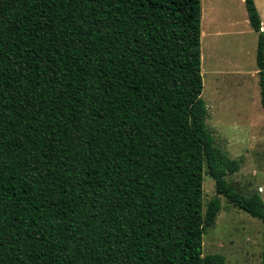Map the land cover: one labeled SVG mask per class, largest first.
Instances as JSON below:
<instances>
[{
	"label": "trees",
	"instance_id": "16d2710c",
	"mask_svg": "<svg viewBox=\"0 0 264 264\" xmlns=\"http://www.w3.org/2000/svg\"><path fill=\"white\" fill-rule=\"evenodd\" d=\"M201 15V0H0V264H225L202 254L220 197L264 240L262 198L227 181L239 163L206 128Z\"/></svg>",
	"mask_w": 264,
	"mask_h": 264
},
{
	"label": "rangeland",
	"instance_id": "374dc122",
	"mask_svg": "<svg viewBox=\"0 0 264 264\" xmlns=\"http://www.w3.org/2000/svg\"><path fill=\"white\" fill-rule=\"evenodd\" d=\"M264 22V0H254ZM202 99L206 128L214 146L239 170L227 181L241 194L264 202V110L260 104L255 50L257 35L249 26L242 0H201ZM203 205L216 195L203 175ZM202 254L221 255L225 264H262L263 227L259 220L220 197L214 225L202 238Z\"/></svg>",
	"mask_w": 264,
	"mask_h": 264
},
{
	"label": "crops",
	"instance_id": "0c3cea01",
	"mask_svg": "<svg viewBox=\"0 0 264 264\" xmlns=\"http://www.w3.org/2000/svg\"><path fill=\"white\" fill-rule=\"evenodd\" d=\"M244 2V0H242ZM261 25H262V31L264 32V22L262 21L261 19ZM250 26V25H249ZM257 35V34H256ZM255 53H256V50H255ZM256 73H257V70H256Z\"/></svg>",
	"mask_w": 264,
	"mask_h": 264
}]
</instances>
